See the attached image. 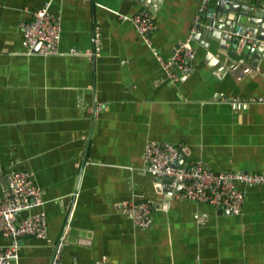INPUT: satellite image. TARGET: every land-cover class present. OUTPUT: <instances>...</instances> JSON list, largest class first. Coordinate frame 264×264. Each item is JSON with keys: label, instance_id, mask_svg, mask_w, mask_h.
I'll return each instance as SVG.
<instances>
[{"label": "crops", "instance_id": "obj_1", "mask_svg": "<svg viewBox=\"0 0 264 264\" xmlns=\"http://www.w3.org/2000/svg\"><path fill=\"white\" fill-rule=\"evenodd\" d=\"M0 1V192L11 169L32 174L44 203L31 212L44 211L48 234L64 242L62 264H264V183L239 182L244 199L231 213L175 197L179 185L143 161L154 141L175 145L182 167L264 174V58L206 35L241 6L251 18L263 0H51L61 37L50 56L27 52L19 28L47 0ZM144 9L151 48L128 20ZM196 15L194 68L172 81L160 59ZM134 202L149 203L147 227L123 210ZM52 254L22 236L12 264H49Z\"/></svg>", "mask_w": 264, "mask_h": 264}, {"label": "built area", "instance_id": "obj_2", "mask_svg": "<svg viewBox=\"0 0 264 264\" xmlns=\"http://www.w3.org/2000/svg\"><path fill=\"white\" fill-rule=\"evenodd\" d=\"M50 3L51 0H47L41 8L30 11V16L19 23L22 43L27 52L43 56L58 53L61 23L50 11ZM128 20L144 43L151 48V33L155 29L153 15L144 9L129 16ZM201 25V17L196 15L187 36L178 42L168 57L160 59L170 80L176 81L193 70L195 50L191 39ZM235 34L239 35V30L235 31ZM99 42V36L95 34V52L99 50ZM69 52L75 53L72 49ZM232 105L238 108L245 103L236 101ZM179 156V149L170 143L149 141L143 149L145 170L154 177L169 179L171 188L179 185V189L173 193L178 198L185 197L231 213H238L244 199V192L238 188V183L244 185L264 183L262 173L213 171L199 162L192 167H182L176 165ZM43 203L42 191L36 186L29 171L11 169L7 172L5 189L0 192V236L10 239V243L0 245V264H12L17 258V241L22 236H32L45 241L53 248L49 264H62L64 242L61 239L53 240L48 234L44 211L31 212L41 207ZM123 210L131 215L136 225L147 227L150 224L149 203H126Z\"/></svg>", "mask_w": 264, "mask_h": 264}, {"label": "water", "instance_id": "obj_3", "mask_svg": "<svg viewBox=\"0 0 264 264\" xmlns=\"http://www.w3.org/2000/svg\"><path fill=\"white\" fill-rule=\"evenodd\" d=\"M221 9L224 10L225 6H221ZM230 9L236 8L230 5ZM239 9L241 10L239 14L232 13L229 25L226 28H220L213 21H207L206 26L212 27L214 25L217 26V29H211L206 35L216 40L220 47L224 48L226 43H229L228 46L237 56L245 55L249 58L261 56L264 58V7L260 9V12H254L249 19L245 18L244 7L241 6L236 10ZM205 13L208 14V11H205ZM237 30H239V35L235 34Z\"/></svg>", "mask_w": 264, "mask_h": 264}]
</instances>
